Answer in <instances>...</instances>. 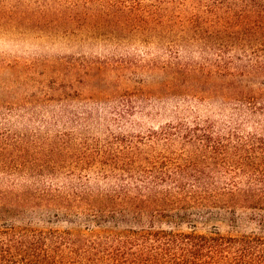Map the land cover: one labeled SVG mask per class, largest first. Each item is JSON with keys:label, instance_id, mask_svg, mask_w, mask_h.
Masks as SVG:
<instances>
[{"label": "rangeland", "instance_id": "obj_1", "mask_svg": "<svg viewBox=\"0 0 264 264\" xmlns=\"http://www.w3.org/2000/svg\"><path fill=\"white\" fill-rule=\"evenodd\" d=\"M222 11L217 0H0V202L48 188L104 192L114 180L98 175V159L119 140L183 118L226 121L217 100L194 101L184 72L162 69L219 54ZM3 208L0 224L96 225L57 206ZM195 225L231 232L218 221Z\"/></svg>", "mask_w": 264, "mask_h": 264}, {"label": "trees", "instance_id": "obj_2", "mask_svg": "<svg viewBox=\"0 0 264 264\" xmlns=\"http://www.w3.org/2000/svg\"><path fill=\"white\" fill-rule=\"evenodd\" d=\"M217 4L219 54L162 69L184 72L194 101L217 100L229 118H183L119 140L98 159V175L114 180L104 192L48 188L0 202L2 213L6 203L57 206L96 221L83 230L1 223L0 264H264V0ZM212 221L231 232L196 230Z\"/></svg>", "mask_w": 264, "mask_h": 264}]
</instances>
